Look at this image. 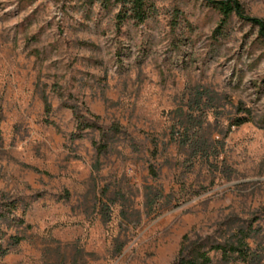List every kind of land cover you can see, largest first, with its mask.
<instances>
[{"label": "rangeland", "instance_id": "374dc122", "mask_svg": "<svg viewBox=\"0 0 264 264\" xmlns=\"http://www.w3.org/2000/svg\"><path fill=\"white\" fill-rule=\"evenodd\" d=\"M154 2L118 26L113 0H0V264H171L184 235L234 241L251 222L259 260L208 264H264L258 27L232 15L219 34L206 0ZM70 105L121 126L98 171L102 132L73 137Z\"/></svg>", "mask_w": 264, "mask_h": 264}, {"label": "trees", "instance_id": "16d2710c", "mask_svg": "<svg viewBox=\"0 0 264 264\" xmlns=\"http://www.w3.org/2000/svg\"><path fill=\"white\" fill-rule=\"evenodd\" d=\"M120 4L119 10L116 13V23L121 26L127 20H132L134 23H143L153 13L157 11V6L154 0H113ZM104 7H109L112 0H101ZM213 8H215L221 15L220 24L215 29L219 34L224 32L226 22L232 15H236L241 19L247 20L258 27V38L264 44V18L250 14L244 3L240 0H206ZM224 28V29H223ZM46 111H50L51 104L45 97ZM73 107L76 116V127L72 133L73 137H81L89 127L99 128L102 132V139L95 142L97 158L93 163V170H99L101 161L99 156L109 149V136L121 130L119 123H113L109 127H103L98 123V115L91 113L89 116L82 112L77 105H70ZM250 120L249 113L238 115L234 117L232 124H240ZM50 122H53L49 120ZM156 152V146L153 150ZM155 172V171H154ZM14 207L16 203H11ZM25 210V209H24ZM0 216H6L5 212L0 211ZM24 221L23 217L19 219ZM252 222L247 228L239 227L236 230V239L234 241H212L207 244L200 238L191 239L188 235L183 236L182 244L179 248L177 257L171 264H208L211 260L209 251L219 250L221 257L225 260L241 259L244 261L259 260L262 253H255L251 250L246 238L252 236L254 232L259 230L252 227ZM23 236L15 235L13 239L19 242Z\"/></svg>", "mask_w": 264, "mask_h": 264}]
</instances>
